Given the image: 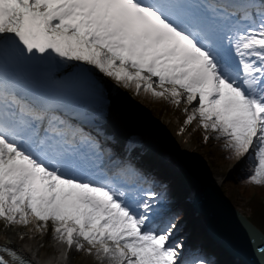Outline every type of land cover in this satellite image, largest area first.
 Here are the masks:
<instances>
[{"label": "snow or ice", "instance_id": "obj_1", "mask_svg": "<svg viewBox=\"0 0 264 264\" xmlns=\"http://www.w3.org/2000/svg\"><path fill=\"white\" fill-rule=\"evenodd\" d=\"M125 93L180 111L178 135L195 121L264 187V0H0V221L79 264H229L189 241ZM0 264L33 262L2 236Z\"/></svg>", "mask_w": 264, "mask_h": 264}, {"label": "bare ground", "instance_id": "obj_2", "mask_svg": "<svg viewBox=\"0 0 264 264\" xmlns=\"http://www.w3.org/2000/svg\"><path fill=\"white\" fill-rule=\"evenodd\" d=\"M119 99V98H118ZM122 103V101H120ZM160 130L171 129L169 121H163L160 125H158ZM159 131L155 134V139L159 138ZM169 131V130H168ZM4 231L9 234H14L17 236L23 235L25 237V241L23 243H17V239L14 237L13 244L18 249V246H22L20 249L28 259H30L33 264H79L80 258L77 254L72 251L69 253L68 259L64 260L60 256V252H55L51 246V243H54L57 247H59L55 241L51 239L50 232L47 235L41 236L36 235L34 239L29 241L27 239L29 233V229L23 227L19 232L10 231L5 229ZM43 244V247H39L40 244ZM18 244V246H17Z\"/></svg>", "mask_w": 264, "mask_h": 264}, {"label": "water", "instance_id": "obj_3", "mask_svg": "<svg viewBox=\"0 0 264 264\" xmlns=\"http://www.w3.org/2000/svg\"><path fill=\"white\" fill-rule=\"evenodd\" d=\"M208 198H213V199H218V200L220 199V201H221L220 205L222 206L223 211L222 212H217V211H214V210L210 209L209 204L207 202ZM224 201H225V199H221L218 196H216V197L211 196L209 190H205L198 197L199 208L201 209V211L203 212L205 217L207 219H209V220L215 221V223L221 227L223 233H225V235H227L229 238L231 237V240L228 243H226V245L228 247H230V249L232 250V254H241V255L242 254H250L253 258H255L253 256V254H252L251 247H250V245L248 243L249 240H246V242L243 243V245H241V246H239L237 248H233L231 246V242H232V239L235 236V234H230L228 232L230 226L233 227L234 229H236L238 234L241 232L240 235L242 237H245V238L249 239V235L250 234L246 231V229L243 230V228L245 227V224L242 222V220H234V221H232L230 216L226 215V214L230 213V211H226L224 208L226 206L228 209H230V205L227 202H224ZM237 216H238L239 219H241L240 214L237 213ZM239 225H241V226H239ZM222 238L224 239V234H223ZM251 262L254 264V262L252 260H251Z\"/></svg>", "mask_w": 264, "mask_h": 264}, {"label": "rangeland", "instance_id": "obj_4", "mask_svg": "<svg viewBox=\"0 0 264 264\" xmlns=\"http://www.w3.org/2000/svg\"><path fill=\"white\" fill-rule=\"evenodd\" d=\"M154 103H159V102H155ZM148 110H152L151 107H148ZM154 111V109L152 110V112ZM163 117H170L172 118L174 121H178L182 124V121L184 119V116L181 112H167L166 115H164ZM196 122L194 121L192 125L189 126V128L187 129V132L191 135V138L195 140V142L198 144L200 151L206 155L208 158H210L211 160L213 159V155H212V151L215 149V140H210L209 142L205 143L202 139V136L204 135L202 130L197 129L195 132H193V129L196 128ZM224 167V171L226 172V174L230 173V171L234 168L235 164L229 165L227 164L226 167L224 165H222ZM228 189V195L230 196L232 202L238 206L241 207V209L244 212H248L249 210L246 207L247 205V201L245 198H242L240 195L239 190L236 187H232L229 186L227 187ZM177 204V203H176ZM246 204V205H245ZM10 230V231H17V230H22V229H18L17 227H5L3 222L0 221V230Z\"/></svg>", "mask_w": 264, "mask_h": 264}, {"label": "trees", "instance_id": "obj_5", "mask_svg": "<svg viewBox=\"0 0 264 264\" xmlns=\"http://www.w3.org/2000/svg\"><path fill=\"white\" fill-rule=\"evenodd\" d=\"M162 105V104H161ZM163 109V106H161V110ZM214 156L220 163H226L227 161L222 159V152L220 148L217 146L216 150L213 152ZM247 178L246 173V162L241 165L237 171L228 179V183L232 186H238L242 190V194L245 197H248L251 195L252 192H257L260 195L264 196V187H257V186H251L249 184H246L244 181ZM251 206L252 214L254 217V220L262 219L263 222H261L262 226H264V205L260 204L257 200H255ZM261 220V221H262Z\"/></svg>", "mask_w": 264, "mask_h": 264}]
</instances>
